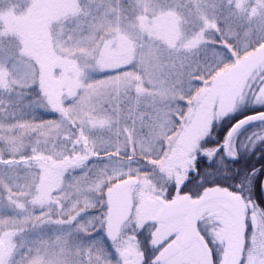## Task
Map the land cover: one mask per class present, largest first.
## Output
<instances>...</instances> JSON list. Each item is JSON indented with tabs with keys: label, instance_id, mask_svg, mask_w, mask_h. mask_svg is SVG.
I'll use <instances>...</instances> for the list:
<instances>
[{
	"label": "snow or ice",
	"instance_id": "1",
	"mask_svg": "<svg viewBox=\"0 0 264 264\" xmlns=\"http://www.w3.org/2000/svg\"><path fill=\"white\" fill-rule=\"evenodd\" d=\"M0 264H264V0H0Z\"/></svg>",
	"mask_w": 264,
	"mask_h": 264
}]
</instances>
